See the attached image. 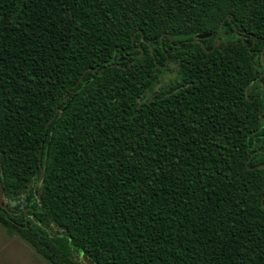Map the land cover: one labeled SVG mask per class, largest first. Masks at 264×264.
<instances>
[{"label": "trees", "instance_id": "trees-1", "mask_svg": "<svg viewBox=\"0 0 264 264\" xmlns=\"http://www.w3.org/2000/svg\"><path fill=\"white\" fill-rule=\"evenodd\" d=\"M0 186L50 264H264V0H0Z\"/></svg>", "mask_w": 264, "mask_h": 264}, {"label": "rangeland", "instance_id": "rangeland-1", "mask_svg": "<svg viewBox=\"0 0 264 264\" xmlns=\"http://www.w3.org/2000/svg\"><path fill=\"white\" fill-rule=\"evenodd\" d=\"M178 65L170 63L168 68L164 70L160 77V82L152 93L170 84L173 80L177 79ZM25 196L19 200L24 201ZM19 200L9 201L4 199L5 204L10 205L13 209L16 207ZM23 207H21L22 209ZM85 262L84 258H80ZM0 264H50L42 258L36 250L24 239L18 235H10L7 230L0 224Z\"/></svg>", "mask_w": 264, "mask_h": 264}, {"label": "water", "instance_id": "water-1", "mask_svg": "<svg viewBox=\"0 0 264 264\" xmlns=\"http://www.w3.org/2000/svg\"><path fill=\"white\" fill-rule=\"evenodd\" d=\"M211 37V35H198L194 40H192V42H199L203 39H206V38H209ZM216 44H217V41H216ZM215 44V45H216ZM117 60V58H115V61ZM125 59H120V61H124ZM88 71V70H87ZM86 71V72H87ZM92 72H95L96 69H91ZM58 112V111H57ZM45 166H46V162L44 164V167L42 168L41 170V180L39 181L38 185L41 184L43 182V179H44V176H45ZM38 198L40 200V202H42V199H41V192L38 193ZM4 199H5V196H4V191H3V187L0 186V208H2L3 210H5L7 213L9 214H16L17 211L14 210L10 205H7L5 204L4 202ZM29 218V216L27 215V219ZM83 258L85 260V263L87 264H94L90 259L87 258L86 255H83Z\"/></svg>", "mask_w": 264, "mask_h": 264}]
</instances>
